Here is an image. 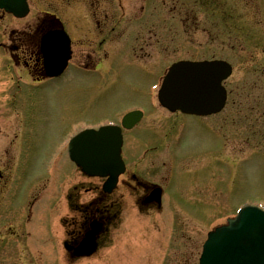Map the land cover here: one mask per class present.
Returning a JSON list of instances; mask_svg holds the SVG:
<instances>
[{
	"label": "rangeland",
	"instance_id": "rangeland-1",
	"mask_svg": "<svg viewBox=\"0 0 264 264\" xmlns=\"http://www.w3.org/2000/svg\"><path fill=\"white\" fill-rule=\"evenodd\" d=\"M157 1L159 16L165 18L160 21L169 22L174 19V24L170 23L174 29L172 32L165 31V24H160V45L157 48L159 53L148 55L147 50H142L145 54L138 56L137 59L141 57L143 60H154V64H151L154 77L157 75L163 77L165 69L173 62L201 61V56L202 61L216 59L232 64L234 73L224 83L230 93L226 111L218 118L209 120L189 118L188 126L182 129L181 133L178 131L179 134L173 129H177L181 118L177 120L166 111L162 114L154 112L139 125L140 132L136 133L138 142L132 139L128 141L127 138L124 157L128 160L131 172L139 171L143 176H148L151 182L167 183L169 175L167 162L172 152L167 148H171L172 139L175 143L174 154L178 156L179 161L184 158L182 165L184 168L173 162V165L180 168L174 173L170 184L168 183L170 194L166 193L164 196L160 211L157 208L149 211L143 208L139 201L142 200L145 191L142 189L136 191L133 189L134 183L127 179L128 176L124 177L126 182L121 183L108 200L118 202L119 207H122V214L116 220V226L110 228V234L104 240L106 242L101 244L99 252L94 257L74 263L62 258V242L69 240L66 234V229L69 228L66 220L70 223V219L76 216L75 211L68 207L70 203L67 204V200H64L67 198V191L74 186L79 187L78 191H73L77 201L74 205L92 204L101 211L105 208L103 201L99 202V193H102L101 181L87 179L80 172L76 174L75 181L63 188L57 187L56 183L37 187L34 196L39 197V200L35 201L37 204L31 209L33 218L29 226H23L29 208L15 212L14 221L12 224L8 223L13 227L14 233L19 230L16 225L19 223L22 225L18 237L9 240L14 241L15 256L21 254L19 251L21 249L27 262L31 254L40 255L42 257L40 264H198L207 234L217 224L230 218L242 205L264 207V162L258 160L259 163L258 161L255 163L253 159L252 166L249 163L235 170L238 160L245 155L249 157L253 152L244 146L243 138L240 136L237 135V138L242 140L241 143L235 138L230 140L233 128L224 123L228 119L226 117L238 113L240 105L242 107L250 105V98L254 93L250 92L247 86L253 83L251 82L253 66L262 59L257 52L238 56L232 54L230 44L236 38L233 34L236 30L231 23L224 22H232L240 15L237 25L243 32H248L253 27L256 28L255 32L260 33L259 26L263 25V0H224L228 7L221 6L222 3L216 0H172L171 4V0H166L165 4V0ZM36 2L35 8L39 7L43 11L55 13L56 7L60 8L58 0ZM122 4L126 10L125 28L132 29L135 25L134 17L140 16V0H123ZM152 20L151 16L150 22ZM17 24L18 22L10 17H0V42L7 41L1 35L8 33L12 28H17ZM183 26L187 27V32ZM123 41L118 40L115 43L120 45ZM133 60L134 58L130 56L129 62L132 63ZM9 64L5 52L0 49V160L4 153L7 154L12 148L11 146L4 148L3 145L15 143L16 133L23 128L21 120L26 115H20V112H28L31 129L26 130L32 135L40 130V118L44 117L45 122L46 117H49L47 121L50 123L42 129L45 133L43 141L41 142L42 136H37L40 139L37 145H43L44 148L42 158L37 165L34 159L29 162L28 167L33 171L36 168L41 169L43 161L50 156L45 152H50L55 141L65 133L64 130H68L66 124L69 121L82 124L87 121L94 123L105 119L114 120L118 109L137 103L144 104L147 88L154 80L146 85L144 81L148 80L149 75L144 68L141 65L128 66L126 63L123 65L121 58L118 70L124 77L111 74L109 82L105 83L103 81L99 83L97 79L92 82L78 80L54 92L46 90L42 102H31L30 96H33V93L29 92L28 101L26 98L21 99L15 106L17 109H14V106L9 107L10 99L7 93L9 82L13 79L10 77L12 68ZM252 111L247 112V115L254 117ZM12 112L18 114L11 115ZM48 128L50 129L47 131ZM242 131L248 133V127H240L239 133ZM180 134L183 138L182 144L176 143ZM153 135L159 136L158 140ZM65 136L60 141L65 139ZM150 137V143L149 141L145 143ZM156 143L169 145L157 155L143 154V150L155 146ZM24 148L20 166L25 163L27 155L33 153L31 142ZM200 153L202 160L198 159ZM64 165L66 169L65 161L62 168ZM8 172L12 174V169ZM67 172L70 173L68 169ZM17 173L16 169L14 177ZM12 181L16 185L17 178ZM128 183L132 187H129ZM56 187L60 189L59 194ZM171 198L174 200L173 204ZM80 230L81 225L76 231ZM0 242L6 244L7 239L4 241L0 239ZM19 245L21 246L18 247ZM30 262L27 264H33L32 260Z\"/></svg>",
	"mask_w": 264,
	"mask_h": 264
},
{
	"label": "flooded vegetation",
	"instance_id": "flooded-vegetation-1",
	"mask_svg": "<svg viewBox=\"0 0 264 264\" xmlns=\"http://www.w3.org/2000/svg\"><path fill=\"white\" fill-rule=\"evenodd\" d=\"M58 3H60V8L58 9L56 7L55 15H50L47 11H38L34 15V18L32 17L28 21L17 24V28H12L8 33H3L1 35V37L3 39L5 38L7 41L0 42V49L5 52L6 59L10 62L9 67L12 68L10 77L13 79L10 80L9 90L7 91L9 94L8 98L10 99L9 103L12 105L19 104L21 99L26 98V101H28L30 96L28 95L29 92L33 93V96H30L31 101L40 102L44 99L47 90V82H50V80L46 78V57L43 53L42 46L49 33L64 30L71 37V84H74L78 80L84 82L95 81L96 77L94 71L103 70L104 74H108L111 70L119 69L118 64L120 59H126L127 56L130 57L133 54L137 55L136 51L138 50L142 55L145 54L142 50H147L149 52L148 55L157 54L155 47L156 40L154 42L153 38H150L152 31L147 29L148 27L151 29L154 26L156 27L157 22H138L132 26V29H126V10L123 4H119L118 0H58ZM36 24H38L37 28L35 27ZM118 40L124 41L119 45L115 43V41ZM30 82H32L34 87L22 84H28ZM52 82L56 83L57 81ZM144 82L146 85L150 83L148 80ZM148 104H150V102L147 101V99L144 104L138 103L139 106L141 105L146 109H148ZM255 106L254 104L252 107V113L258 115L259 109L254 108ZM145 114L149 116L147 110H145ZM22 115H26L23 116L21 120L22 129L25 127L24 131L26 135L31 129V119L28 117V112H24ZM255 118L256 117H252L253 120ZM257 120H259L261 127L248 129L246 138L248 149H254L255 146L259 148L262 146L264 148V112L261 116L257 117ZM39 123H41V119ZM156 140H158V136H156ZM7 145L12 147L13 144ZM21 146L23 147V143ZM26 146L27 144H25L24 147ZM34 146L35 145H33V147ZM38 147L40 151L42 145ZM22 149L20 151H22ZM8 152V155L4 153L3 158L0 160V162L2 161V168L0 169V238L6 237L7 239H12V237H14L12 236L14 235V230L8 223L12 224L14 221V214H16L15 205L20 209L24 205V201L18 202V194H13L15 192V185L12 179L30 180L32 177L39 181L43 178L45 179L46 160L43 161L41 169L36 168L32 172L30 169L23 170L22 172L18 171L17 176L14 177L15 170L12 164L20 162V157L14 156L12 148L11 151ZM41 158L42 151L35 154V156L28 154L25 163L29 164V162L34 159L37 165ZM126 161L128 163L127 158ZM65 162L71 174L66 171V178L63 181L69 184L76 180V174L78 175V173L77 170H72L68 161ZM171 162L175 161L171 160ZM11 169L12 174L8 172ZM138 172L139 171L131 172L129 170L126 175L128 176L127 179L131 180V182L135 181L133 189L136 191L147 189L148 184L138 179ZM60 178L62 179V174ZM124 182L126 181L123 179L122 183ZM128 185L132 187L130 183H128ZM10 187L11 191L9 192ZM78 189V186L69 189L67 192L69 201L73 202L76 200L73 191H78ZM24 195L27 197L29 193H25ZM101 200L105 203V208L103 210L104 212L101 214L102 217L98 216V219L103 222L107 228L117 219L118 215L116 213L111 214L110 210L118 206V202L113 201L106 205L107 199L104 195L99 202H101ZM4 207H6L5 217L2 215ZM74 211L76 216L70 219V223L66 220V223H68L70 227L67 235L72 241L74 240L73 238L77 237L75 228L78 225V215L81 213L78 207L75 208ZM90 214V212L84 214L86 221L90 219ZM10 233L13 234L11 235ZM13 244L14 243L9 240L6 244L5 242L0 244L1 251L3 253L6 252L8 254L7 257L10 255L13 256Z\"/></svg>",
	"mask_w": 264,
	"mask_h": 264
},
{
	"label": "water",
	"instance_id": "water-1",
	"mask_svg": "<svg viewBox=\"0 0 264 264\" xmlns=\"http://www.w3.org/2000/svg\"><path fill=\"white\" fill-rule=\"evenodd\" d=\"M26 1L0 0V9H6L20 16L27 12H25ZM220 67L217 64L180 65L172 70L160 94L162 105L172 111L181 109L188 114L208 115L218 112L226 101L221 82L230 74L222 75ZM85 136L78 140L84 145L79 147V159L85 158L83 149L86 148L85 143L88 137L95 139L113 137V132L103 130L101 133ZM119 150L120 143L117 148L108 146L101 151L100 158L113 161L119 155ZM113 163L107 166H84V170L90 175L109 174L115 177L116 167L112 165ZM230 224L229 228L211 235L201 264H264V213L257 209H247L236 222ZM95 237L94 233L88 236L76 253L78 257L90 256L95 252Z\"/></svg>",
	"mask_w": 264,
	"mask_h": 264
}]
</instances>
